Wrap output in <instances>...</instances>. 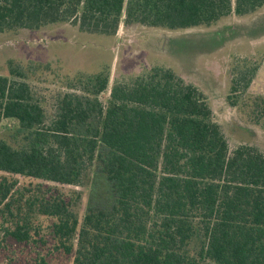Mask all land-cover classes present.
<instances>
[{
  "label": "trees",
  "instance_id": "trees-1",
  "mask_svg": "<svg viewBox=\"0 0 264 264\" xmlns=\"http://www.w3.org/2000/svg\"><path fill=\"white\" fill-rule=\"evenodd\" d=\"M263 8L264 0H0V35L66 23L110 36L122 22L180 31ZM8 66L0 172L87 191L83 217L62 197L34 204L73 264H264V151L232 146L199 88L160 66L111 89L108 72L60 87L35 79L41 63L33 72ZM245 69L229 98L260 123L264 97H236L257 72ZM13 191L0 183V207L10 211ZM17 218L5 236L32 241L31 219Z\"/></svg>",
  "mask_w": 264,
  "mask_h": 264
},
{
  "label": "rangeland",
  "instance_id": "rangeland-1",
  "mask_svg": "<svg viewBox=\"0 0 264 264\" xmlns=\"http://www.w3.org/2000/svg\"><path fill=\"white\" fill-rule=\"evenodd\" d=\"M9 61L24 65L30 72L41 63L35 79L42 77L43 82L60 87L82 73L108 72L111 89L116 81L144 74L153 67L170 68L206 95L232 146L248 142L264 151V120L258 123L247 118L229 98L235 75L247 66L257 72L244 96L236 97L243 101L264 97V8L243 18L232 15L210 27L180 31L125 26L122 22L112 36L82 32L73 23L5 33L0 35V75H9ZM107 97V93L103 95ZM244 127L253 129L252 135L243 132ZM5 179L14 185V198L10 211L0 207V264H73L74 254L66 255L55 248L51 234L54 220L36 215L34 204L36 200L62 197L74 203L75 211L83 217L87 191L0 172V183ZM18 216L31 219L32 241L18 243L5 236Z\"/></svg>",
  "mask_w": 264,
  "mask_h": 264
}]
</instances>
